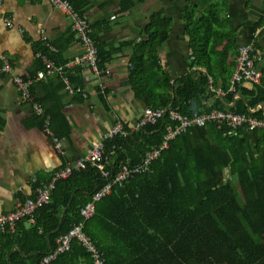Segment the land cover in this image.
I'll list each match as a JSON object with an SVG mask.
<instances>
[{
  "label": "trees",
  "instance_id": "obj_1",
  "mask_svg": "<svg viewBox=\"0 0 264 264\" xmlns=\"http://www.w3.org/2000/svg\"><path fill=\"white\" fill-rule=\"evenodd\" d=\"M67 1L85 18L93 2ZM129 1V5H121V13L134 8L135 2ZM171 1L176 4L175 14L166 10L153 12L141 32V39L129 44L132 54L127 85L135 99L144 107L175 109L188 117L221 110L264 119L263 109L258 108L264 107V77L259 85H251V88L244 87V83L231 85L229 82L236 69L241 39L239 26L231 16V0ZM253 5L254 0H243L241 24L260 29L264 27V4L257 21L249 20ZM175 18L183 23L191 50V71L177 78L164 69L160 56L161 48L171 37ZM90 27L102 70V66L120 52L123 43L118 47L98 44L97 25L90 23ZM253 45L260 50L256 42ZM45 51L50 52L46 56L55 65L67 63L55 62L56 49L45 47L42 53ZM37 74L38 71L30 78ZM69 77L73 86H84L82 70L70 72ZM218 80L222 82L224 93L218 96L223 102H232L237 94L243 97L234 101L228 111L222 106L208 111L204 104L213 94L211 90L217 89ZM34 86L33 94L42 93L36 98L51 116L55 135L62 140L64 130H70L69 122L62 109L52 103L65 90L63 77L48 76ZM98 93L103 100L107 96L106 92L101 94L98 90ZM35 117L42 125V117ZM123 124L126 135L104 141L102 169L107 177L88 164L69 178L59 180L50 202L37 209L33 224L24 219L15 231L0 230V264H39L44 255L56 248L58 239L80 220V210L91 196L123 166L142 163L146 153L159 146L168 128L174 126L169 117L135 131L134 126L129 127L124 121ZM208 126L213 142L231 154V180L201 197L197 184L205 177L185 148L184 134L177 135L148 172L113 187L111 193L96 204L95 214L85 224V233L104 253L105 264H264V167L258 159L252 161L249 168L244 166L238 138L248 130L239 129L234 135L226 125L211 123ZM2 127L3 122H0V130ZM262 148L264 131L257 143L258 154ZM37 187L40 185L35 190ZM34 197L35 194L31 198ZM49 264L94 263L90 252L74 241L71 250Z\"/></svg>",
  "mask_w": 264,
  "mask_h": 264
},
{
  "label": "crops",
  "instance_id": "obj_2",
  "mask_svg": "<svg viewBox=\"0 0 264 264\" xmlns=\"http://www.w3.org/2000/svg\"><path fill=\"white\" fill-rule=\"evenodd\" d=\"M2 1L0 56H9L16 74L28 79L35 72L43 71L44 61L38 55L45 49L41 40L42 30L47 31L49 41L56 49L54 60L57 64L69 62L83 53L69 19L48 0ZM133 2L135 5L131 11L121 13V5H129V0H93L91 10L86 15L90 23L97 25L98 44L118 47L119 43H123V48L102 66V70H109L110 75L104 74L99 80L90 71H82V87L87 94L86 98L70 96L63 90L52 103L62 109L69 122L70 130H64L65 136L62 139L65 155L56 152L52 137L43 132L39 119L28 105L21 104L13 77L0 73V122H3L0 130V212L12 211L20 202L35 194L37 185H46L55 171L84 157L93 144L100 141L115 125L117 118L133 127L141 117L144 105L135 99L132 89L127 85L132 54L129 44L141 39V32L153 12L166 10L174 15L177 8L171 0ZM258 2H262L259 9L261 13L264 0ZM238 3L241 1L231 0L230 8L233 20L239 26L238 32L241 33L239 47L254 42L259 45L262 59L257 62V68L263 78L264 27L255 29L243 26L240 20L244 14L243 2L237 13ZM248 16L251 21H257L259 18L255 16L253 19L249 14ZM7 18L11 19L12 26L6 24ZM48 51L43 54L49 55ZM160 56L164 69L174 78L191 71L189 39L184 32L183 23L178 18H175L171 37L161 48ZM229 82L232 85L231 79ZM217 83V89L213 88V94L204 101L208 111L220 106L228 111L234 106V101L243 100V97L237 94L232 102H223L217 95V90L222 88V82L218 80ZM100 84L105 87L107 96L104 100L98 93ZM244 87L252 86L244 84ZM41 94L38 91L36 96ZM258 108L264 111L263 106ZM261 132L249 131L238 138L243 163L247 168L257 159L264 167V148L260 154L257 153ZM211 137L208 125L193 127L182 136L188 154L194 158L198 170L205 177L197 184L201 197L208 191L207 187L216 188L231 180V154L222 151ZM242 139L245 140L241 144ZM203 169L206 170L205 173ZM232 181L235 182L236 178H232Z\"/></svg>",
  "mask_w": 264,
  "mask_h": 264
},
{
  "label": "built area",
  "instance_id": "obj_3",
  "mask_svg": "<svg viewBox=\"0 0 264 264\" xmlns=\"http://www.w3.org/2000/svg\"><path fill=\"white\" fill-rule=\"evenodd\" d=\"M48 1L56 9L63 12L69 19L73 31L78 36L79 44L83 49V53L66 64L57 66L48 56L39 52L38 55L44 61L45 70L38 72L36 77L28 79L16 74L9 56L7 54H2L0 56V73L13 77V82L19 94L21 104L28 105L35 116L42 117L43 132L52 137L56 152L60 155H65L63 141L55 135L52 129L51 116L46 113L42 104L37 100L36 95L33 94V86L46 79L48 76L59 74L64 79L65 91L67 94L70 96L80 94L86 98L87 94L84 92L83 87H75L72 85L69 73L76 69L82 71L88 70L101 80L104 74L110 75V71L101 70L99 68L98 48L92 37V30L89 21L85 17H82L67 0ZM2 2L3 1L0 0V6L2 5ZM5 22L8 26H12L10 18H7ZM41 40L44 47L54 51L46 30L41 31ZM261 59V50H257L253 44L241 45L238 51L236 69L231 79L232 85L237 83L259 85L262 81V73L257 68V62ZM99 91L101 94H105L106 92L105 87L102 84H100ZM217 95L223 96V90L219 88L217 90ZM165 117H169L174 126L168 128L163 142L159 146L149 150L142 163L135 166H123L122 170L115 177L111 178L96 193H94L89 201L81 208L80 220L73 224L68 233L62 235L58 239L56 248L50 250V252L44 255L39 264H49L58 255L71 250L74 241H78L90 252L94 264H105L106 259L104 253L97 249L93 240L85 233V224L95 214L96 204L105 196L109 195L113 187L123 185V183L134 175L148 172L152 164L160 156L161 152L169 147L170 141L177 135L186 134L193 127H206L211 123L228 126L234 135H237L239 129L264 131V119H255L245 116V114L212 110L196 117H188L175 109H152L150 107H144L142 109L141 117L134 125L133 131L139 130L147 125H154ZM120 134L126 135V132L124 131L123 121L117 118L115 125L104 134L100 141L93 144L84 157L58 169L54 172L50 181L46 185L37 187L34 198H29L20 202L10 212H0V230L4 231L5 229H9L15 231L17 224L24 219H28V223L33 224L35 222V213L37 209L50 202L51 193L55 189L56 183L61 179L69 178L76 170L85 169L88 164L101 170L103 177H107V172H104L102 169L104 161V141Z\"/></svg>",
  "mask_w": 264,
  "mask_h": 264
},
{
  "label": "rangeland",
  "instance_id": "obj_4",
  "mask_svg": "<svg viewBox=\"0 0 264 264\" xmlns=\"http://www.w3.org/2000/svg\"><path fill=\"white\" fill-rule=\"evenodd\" d=\"M241 1V3L239 4H237L236 5V8H237V13H238V11H239V7H240V5L242 4V2H243V0H240ZM258 1H260V0H258ZM257 0H254V5H253V9L251 10V11H249V15L254 19L255 18V16H258V17H260V13H259V9H260V7H261V3L262 2H258ZM260 5V6H259ZM236 15V14H235ZM238 15H236V17H237ZM245 139H242L241 140V144L243 143V141H244ZM203 171H204V173L206 172V170H204L203 169ZM211 188H213V187H207L206 188V190H209V189H211ZM199 190H200V192L201 193H203V191H202V189L201 188H199Z\"/></svg>",
  "mask_w": 264,
  "mask_h": 264
}]
</instances>
